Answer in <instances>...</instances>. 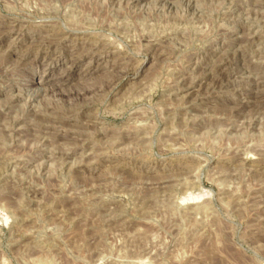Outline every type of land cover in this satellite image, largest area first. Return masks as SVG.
Instances as JSON below:
<instances>
[{"label": "rangeland", "instance_id": "rangeland-1", "mask_svg": "<svg viewBox=\"0 0 264 264\" xmlns=\"http://www.w3.org/2000/svg\"><path fill=\"white\" fill-rule=\"evenodd\" d=\"M0 264H264V0H0Z\"/></svg>", "mask_w": 264, "mask_h": 264}]
</instances>
